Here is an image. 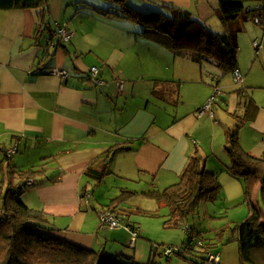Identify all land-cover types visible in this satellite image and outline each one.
Listing matches in <instances>:
<instances>
[{"label": "crops", "instance_id": "crops-1", "mask_svg": "<svg viewBox=\"0 0 264 264\" xmlns=\"http://www.w3.org/2000/svg\"><path fill=\"white\" fill-rule=\"evenodd\" d=\"M83 1L60 3V9L70 5L73 9L65 24L69 40L48 47L47 40L56 38L58 29L46 21V13L0 9V160L15 145L16 151L9 154L11 166L41 170L31 178L36 184L23 188L20 197L48 215L57 237L111 258L130 254L136 263L146 264L154 246L131 219L134 206L98 200L111 201L122 188L136 192L125 200H154L144 193L175 183L197 153L218 177L217 198L243 207V179L226 169L225 134L238 124L241 146L257 156L264 153V28L249 21L241 24L237 68L242 81L233 86L237 82L232 73L220 76L213 65L175 55L156 39L131 31L128 24L119 32L114 26L104 30L84 20L75 22L78 14L84 19L100 12L127 19L116 8L105 9L106 0ZM159 1L188 9L205 20L212 33L224 30L214 13L218 0ZM137 35L146 46V56L155 59L150 67L136 61ZM255 39L259 49L252 44ZM157 47L167 53H150ZM130 51L133 54L128 55ZM93 66L99 68L98 81L90 73ZM212 96L210 110L202 109ZM216 105L223 107L222 114ZM224 112L237 123L231 125L233 120ZM115 144L126 147L106 164L105 152ZM2 178L1 170L0 183ZM18 183L15 177L11 185ZM256 188L251 203L259 211L253 201ZM111 207L121 210L123 227L101 225L98 211ZM126 224L138 229L133 244ZM216 231L211 227L200 235L213 242L210 238ZM180 246L188 251L186 244Z\"/></svg>", "mask_w": 264, "mask_h": 264}, {"label": "trees", "instance_id": "trees-1", "mask_svg": "<svg viewBox=\"0 0 264 264\" xmlns=\"http://www.w3.org/2000/svg\"><path fill=\"white\" fill-rule=\"evenodd\" d=\"M110 1L117 5L115 8L120 11L119 15L141 24L143 35L153 37L173 54L187 56L198 65L206 63L215 66L220 76L233 74L235 69L238 70L237 36L242 29L241 24L246 21L254 22V18L259 17L261 22L258 25H263L264 28V0H218L214 13L224 28L220 33H212L205 20L195 17L188 9L170 3L151 0L161 10L142 12L127 5L125 0ZM249 1L254 2V5ZM15 8L37 9L43 14L47 11L48 3L47 0H0L1 10ZM213 101L214 98L211 104ZM238 133L239 125L236 124L233 130H228L225 134V151L229 159L226 169L232 177L243 179V200L250 214L237 226L236 240L242 262L264 264V226L259 211L251 203L252 191L258 185L259 201L264 207V153L257 156L245 150L240 144ZM125 147L122 144L109 147L105 152V163L108 164L115 153ZM9 156L7 153L0 160V169L3 171L0 183V264H139L130 254L111 258L57 237L48 215L43 210L29 207L20 197L23 188L36 184L31 178L39 175L41 170L15 169L9 163ZM102 174H105V170ZM15 177L19 178V183L12 186L11 182ZM219 191L217 175L209 172L204 159L194 153L175 183L163 189H151L144 195L154 199L158 206L167 208V218L163 223L165 228L180 224L187 232L189 227L186 222L196 206L200 202L214 201ZM135 193L122 188L109 205H116ZM155 212L154 214L157 213ZM226 229V226L217 229L214 236L216 240L210 238L214 243L200 233L192 235L185 243L186 248L190 252L197 251V245V253H202L204 261H207L208 252H213L215 242L222 240ZM172 247L174 253L177 248ZM180 253H183L181 249ZM216 253L219 257V253ZM155 255L153 253L146 264H159ZM170 255L167 256L168 259ZM218 262L219 259L217 264Z\"/></svg>", "mask_w": 264, "mask_h": 264}, {"label": "rangeland", "instance_id": "rangeland-1", "mask_svg": "<svg viewBox=\"0 0 264 264\" xmlns=\"http://www.w3.org/2000/svg\"><path fill=\"white\" fill-rule=\"evenodd\" d=\"M63 1L65 0H47L48 10L47 12H45L46 21L49 22L53 27H56L57 29L59 28V26H63L67 22H69V18L72 16L73 13L72 12L73 9H71L72 7L71 5L70 8H67V6H65V8L60 9V3H62ZM87 1H94L95 3H100V2L103 3L101 0H84L83 2L87 3ZM106 1L108 2L104 3V5H106L105 9L111 10L117 7V5H115L110 0H106ZM125 3L127 5L132 6L134 9L143 12L161 10V7L157 5L155 1H151V0H125ZM249 3H251V5H254V2L249 1ZM66 8H67V14L65 13L64 16L63 14ZM95 11L98 12L97 10ZM100 13L105 14L106 16H102L101 14H99V15H94L92 17L87 16L84 19H80L82 16H79L78 14L75 16L73 20L75 22H81L82 20H84L87 23H89L91 26H96L97 28H103L104 30H109L110 27L114 26L113 30L120 32L121 31L120 29H124L123 27H125L126 24H128L127 26L130 27L129 29L131 31H136L137 34H139L142 31L141 24L139 23L128 21L127 19L121 20L119 17L110 18L108 16L111 15H107L106 12H100ZM246 23L252 24L257 28L263 27V25H258L253 21H249ZM114 34H116V32ZM139 38L141 37L137 35V40H139V44L134 47L136 51V59H137L136 61L138 64L141 65L146 64V67H150V62L155 61V59L152 58L151 56L148 57L146 56L147 53L146 46H144L143 42ZM159 44L162 45V43ZM157 48L159 49L153 48V50L150 53L154 55L156 54L162 55L164 53H167L166 51H164L165 50L163 49L164 47H157ZM129 54H133V51L128 52V55ZM211 68L216 69V71L218 70L215 67H211ZM238 84L239 83L236 84L232 83L233 86L234 85L238 86ZM216 110L218 111L219 114L223 113V107L220 105H216ZM225 115L229 116L228 113H225ZM218 117L219 116H216V118ZM229 118L231 121L233 120L231 125L237 123V120L235 117H233V115L229 116ZM9 163H10V158H9ZM115 180H119V179L115 177ZM253 199H254L253 200L254 203H257L259 212L261 213L260 214L261 220L264 226V207L259 201L258 188L254 190ZM98 201H100L103 204H108L110 202V200H98ZM120 201L121 202L125 201L122 203L123 204L122 206H126L127 204H131L134 206V211L130 214V217L132 220L136 222L135 224L139 228L140 235L152 239V243H153L152 245L154 246L153 253L156 254L155 260L159 264H194L193 262L183 259L180 255H182L183 257H187L193 261H196L199 264H213L204 261L202 253H197V251L199 250V247L197 245L195 247V250L197 248V251H191V252L190 251L183 252V247L180 245L187 243V241L191 238V235L195 236L202 231H208L209 228L211 227H216L219 230V228L225 226L227 227V229L225 230L226 232L224 233L222 240L219 242L218 241L215 242L216 246L212 250L219 253L220 261L218 262V264H249V262L241 261L240 253H239L240 252L239 244L238 241L236 240L237 226L239 225V223L243 221L241 219L248 212V206L245 202L242 203L243 207H239L238 204H236L235 202L232 203L225 202L226 203L225 204L218 198H216L214 201L209 200L208 202L205 201L200 202L199 205L196 206L194 212H192V214L188 218L186 225H188L189 230L185 232L182 228V225L180 224L174 225L173 227L170 228H165L163 226L164 220L167 218L165 216L167 214V213L165 214L167 208L158 206L155 200H120ZM136 208L139 209H137L136 211ZM146 210H148L149 211L148 213L150 214L148 213L146 214L145 213ZM154 212L156 214H151ZM214 214L218 218L212 220L210 215H214ZM214 240H216L215 237ZM170 245L175 246L177 250L174 253H172L170 255V258L168 259L167 255L164 254L163 249L165 246H170ZM180 249L181 252L183 253H180ZM200 254L202 255L200 256Z\"/></svg>", "mask_w": 264, "mask_h": 264}, {"label": "built area", "instance_id": "built-area-1", "mask_svg": "<svg viewBox=\"0 0 264 264\" xmlns=\"http://www.w3.org/2000/svg\"><path fill=\"white\" fill-rule=\"evenodd\" d=\"M254 22L256 24H259L261 22V19L259 17H255ZM69 36H70V34L67 32L65 25L59 26L58 30L55 33L56 38L48 39L46 42V47H48L50 45H54L55 43L65 44L68 42ZM252 44L255 47V49L260 48V44L257 41V39L253 40ZM98 69L99 68L97 66L91 67L90 73H91L93 78H95V75H97ZM57 73L60 74L61 76H66L65 71L58 70ZM233 76H234L235 82L242 81L241 74L237 69H235L233 71ZM95 80L98 81L97 78H95ZM217 93H218V90L216 89V93H214V94H217ZM213 98H214V96L210 97V99L202 106V109H204L206 111L210 110V104H211V101L213 100ZM15 151H16V147L14 145V146L9 147L6 152L8 154H12ZM28 183H30V181H28ZM98 214H99L100 223L102 226H106L109 228L123 227V223L121 220L122 219L121 218V216H122L121 210L117 209L116 207L101 209L98 211ZM124 228L130 233V235H131L130 241H131V244H133L135 239H137V237H138V234H139L138 229L136 227H134L132 224H126L124 226ZM173 250H174V248L172 246H165L163 249V252L165 255L169 256ZM218 259H219V257H218V254L216 252H208L207 261L209 263H217Z\"/></svg>", "mask_w": 264, "mask_h": 264}]
</instances>
